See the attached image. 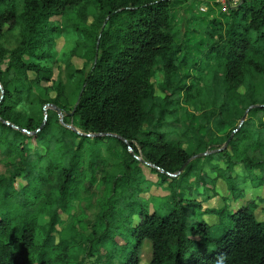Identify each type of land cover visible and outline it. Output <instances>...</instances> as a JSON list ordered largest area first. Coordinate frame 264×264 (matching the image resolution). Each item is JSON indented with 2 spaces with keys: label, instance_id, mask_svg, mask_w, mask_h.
Wrapping results in <instances>:
<instances>
[{
  "label": "trees",
  "instance_id": "obj_1",
  "mask_svg": "<svg viewBox=\"0 0 264 264\" xmlns=\"http://www.w3.org/2000/svg\"><path fill=\"white\" fill-rule=\"evenodd\" d=\"M189 1L0 0V157L7 168L0 172V264H112L123 225L133 242L123 264H141L146 240L148 264H264V220L255 212L264 197L224 213L221 227L193 221L189 205H202L194 192L209 173L184 148L209 152L208 163L225 160L230 189L236 167L244 184L264 185V0L225 10L220 0H194L216 15L207 25L193 17L192 41L179 36L175 19ZM91 7L97 12L89 23ZM69 12L89 41L73 109L49 65L61 30L48 20ZM12 30L19 36L11 47ZM194 71L201 82L189 81ZM21 77L45 90V120L19 108L25 92L11 85ZM137 156L169 183L166 202L145 196L151 184ZM21 177L26 184L17 188ZM76 202L96 211L72 213ZM67 231L69 238L61 234Z\"/></svg>",
  "mask_w": 264,
  "mask_h": 264
},
{
  "label": "rangeland",
  "instance_id": "obj_2",
  "mask_svg": "<svg viewBox=\"0 0 264 264\" xmlns=\"http://www.w3.org/2000/svg\"><path fill=\"white\" fill-rule=\"evenodd\" d=\"M221 6H223V9L225 10V5H231L232 7H235L240 3L241 0H220ZM205 11L206 15L203 14L205 17H202L201 12ZM96 9L94 7H91L89 9L90 17H89V23L93 20V15L96 13ZM215 13L210 11V13L207 11L206 5L204 4H197L194 2V0H191L187 2L183 8H180L177 12L176 16V22L178 24L179 30H180V37L182 36L183 39H190L191 41L194 40L193 37V29L194 26H192V22L196 20V16H201L202 18L200 20V23H203V25H207L210 23V19L215 17ZM75 14L72 12L66 13L64 15H57L55 17H52L48 22L51 25H54L55 28L58 30H61V32L57 35L54 48L52 50V55L54 57L51 59L52 62L49 63V65L54 70V77L53 79L56 81H63V83L66 85L67 88V94L69 97V108L73 109L76 104L79 101V97L81 94V88L83 86V78L80 73L77 72V69H82L85 67V61H86V55L87 53V47L88 44L87 37L77 33L73 28V19L75 18ZM210 17V18H209ZM191 19V22H188L187 20ZM200 28V27H198ZM192 35V36H191ZM19 36L18 30H12L11 33H9V42L12 45L15 43L16 39ZM203 43V41H202ZM197 42L193 41L192 45H196ZM199 46H201L199 44ZM74 55V56H73ZM24 59L26 61H30V57L28 54L25 55ZM4 68L7 67V62L3 65ZM88 67V66H87ZM89 70V67L87 71ZM194 70V69H193ZM193 76L189 79V81H192L194 78H196L198 75L194 71ZM200 77V76H199ZM197 77L198 82H201V77ZM21 81L16 84L13 83L11 85V88L14 89L16 86L20 87L22 91H24V98L21 101V104L19 105V108L25 112L28 115H35L37 118L46 119V111L47 106H42L40 103V99H47V96L45 94V90L42 87H39L37 85H32L31 82L26 81L25 79L20 78ZM163 80V73H158L155 77L154 81L157 83V81ZM43 86H51V83L43 82ZM160 93V91H158ZM54 96V93H52ZM163 96V94H161ZM51 107V106H50ZM189 109L192 110V106H189ZM193 112V111H192ZM196 113H200L196 111ZM64 114L61 115V117ZM242 120V119H241ZM68 126L73 129H78L77 124L71 121ZM81 132V131H80ZM30 145H32V141H30ZM196 144H184L185 149H190V152H195L191 160H199V163L205 164V169L208 171V177L207 182L201 183L197 188L194 194L197 195V199L201 201V206H195L189 205L190 210H195V213L192 214L193 221L197 220H206L208 223L212 224L213 227H221L222 222H220V217L224 213H230V214H237L239 211H241L250 201L257 200L256 202L259 204V201L261 197H264V185L259 186L256 181L246 183L244 184L243 181L240 178V175H242V168L236 167L234 172L232 173L235 181V187L233 189H230L228 186V183L224 177L228 176L226 170L228 167V164L225 160H213L212 162H206L204 158L205 155H207L209 152H201L197 150ZM225 146L216 148V150H221ZM215 148V147H213ZM105 149V148H103ZM103 154L107 155V151L103 150ZM86 159L90 157L89 154L85 155ZM138 159L142 160V167L145 173L146 179H149L151 187L150 191L145 194L146 197L152 196V204H156L158 202H166L167 198L171 196V189L169 187V183L162 184L160 181V178L158 175L152 171L153 165H151L148 162H145L141 156H137ZM201 165V164H200ZM200 165H196V167H199ZM7 168L5 167L4 162L1 160L0 157V172H4ZM197 170V168L195 169ZM196 180L195 177L191 178V181ZM26 184V181L21 177L17 179L16 187L21 188ZM150 206V210H153V206ZM78 202L74 203V205L71 209L73 212L80 213L83 209L86 210L89 214V217L94 214V211H96V207L89 202H84L83 208H77ZM210 207L214 209L212 213H204L205 208ZM256 215L259 220H264V199H262V202L258 205V209H256ZM141 213L137 212V214L134 215V223L137 224L140 221ZM62 217H64V220L67 221L68 216L66 213H62ZM50 221V218L44 217L41 218L40 223L41 224H48ZM228 223V220L225 224ZM65 226V225H64ZM122 226V225H121ZM120 226V228H121ZM63 227L60 225L58 226V232L55 234L57 240L59 239V231L61 232ZM125 225L121 228L122 234L119 235L116 240L117 243L120 245L119 248L114 252V259L112 261V264H123V256L126 255L128 252V247H126L125 244H127L131 239L128 238L127 234H125ZM220 232V231H219ZM218 232V233H219ZM64 237L69 238L70 233L64 232L61 233ZM125 245V246H124ZM106 252V249H103V253ZM141 264H148L152 259V246L151 242L149 240H146L144 242L143 249L141 251ZM87 264H95V259H87Z\"/></svg>",
  "mask_w": 264,
  "mask_h": 264
},
{
  "label": "water",
  "instance_id": "obj_3",
  "mask_svg": "<svg viewBox=\"0 0 264 264\" xmlns=\"http://www.w3.org/2000/svg\"><path fill=\"white\" fill-rule=\"evenodd\" d=\"M57 111H60L58 108H55ZM247 117V113L243 116L241 122L243 123ZM8 123V122H7ZM45 123H43L42 127L44 126ZM95 135V134H94ZM230 139L226 142V145L229 143ZM185 168V165L181 168V171Z\"/></svg>",
  "mask_w": 264,
  "mask_h": 264
},
{
  "label": "crops",
  "instance_id": "obj_4",
  "mask_svg": "<svg viewBox=\"0 0 264 264\" xmlns=\"http://www.w3.org/2000/svg\"><path fill=\"white\" fill-rule=\"evenodd\" d=\"M226 144V143H225ZM214 151V150H213Z\"/></svg>",
  "mask_w": 264,
  "mask_h": 264
}]
</instances>
